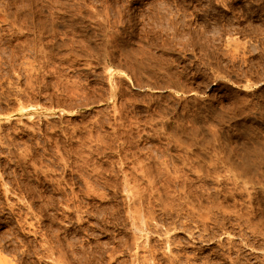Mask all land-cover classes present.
<instances>
[{
	"label": "rangeland",
	"instance_id": "rangeland-1",
	"mask_svg": "<svg viewBox=\"0 0 264 264\" xmlns=\"http://www.w3.org/2000/svg\"><path fill=\"white\" fill-rule=\"evenodd\" d=\"M263 246L264 0H0V264Z\"/></svg>",
	"mask_w": 264,
	"mask_h": 264
},
{
	"label": "bare ground",
	"instance_id": "bare-ground-1",
	"mask_svg": "<svg viewBox=\"0 0 264 264\" xmlns=\"http://www.w3.org/2000/svg\"><path fill=\"white\" fill-rule=\"evenodd\" d=\"M131 183V182H130ZM135 188V187H134ZM188 188V187H187ZM134 190V189H133ZM132 190V191H133ZM189 191V190H188ZM136 193H137V190H136ZM134 194V193H133ZM138 194V193H137ZM167 194H168V192H167ZM140 196V195H139ZM191 196V195H190ZM173 198V197H172ZM183 203V202H182ZM179 206V205H178ZM151 207H152V205H151ZM171 208V207H170ZM140 212V211H139ZM154 213V212H153ZM137 215V214H136ZM160 218V217H159ZM137 220V219H136ZM138 220H139V218H138ZM141 220V219H140ZM252 220V219H251ZM206 221V220H205ZM204 221V222H205ZM134 222V221H133ZM149 223V222H148ZM155 225V224H154ZM259 226V225H258ZM153 228V227H152ZM151 229V228H150ZM161 229V228H160ZM263 229V228H262ZM185 230V229H184ZM257 230V229H256ZM260 230V229H259ZM156 231V230H155ZM146 232V231H145ZM152 232V231H151ZM157 232V231H156ZM191 232H192V230H191ZM253 232V231H252ZM255 232V231H254ZM253 232V233H254ZM155 233V232H154ZM165 233V232H164ZM156 234V233H155ZM241 234V233H240ZM152 235H154V234H152ZM164 236V235H163ZM263 237V236H262ZM198 239H200V238H198ZM206 239V238H205ZM254 239V238H253ZM176 241V240H175ZM198 241V240H197ZM165 242V241H164ZM205 242V241H204ZM253 242H255V241H253ZM252 242V243H253ZM141 243V242H140ZM155 244V243H154ZM169 244V243H168ZM172 244V243H171ZM179 244V243H178ZM220 245V244H219ZM258 245V244H257ZM261 245V244H260ZM168 246V245H167ZM175 246V245H174ZM200 246V245H199ZM142 247V246H141ZM156 247V246H155ZM264 247V246H263ZM144 248V247H143ZM149 248V247H148ZM253 248V247H252ZM145 249V248H144ZM147 249V248H146ZM145 249V250H146ZM180 249H182V248H180ZM232 249V248H231ZM235 249V248H234ZM260 249V248H259ZM264 249V248H263ZM148 250V249H147ZM256 251H257V249H256ZM200 252V251H199ZM228 252V251H227ZM241 252V251H240ZM151 253V252H150ZM164 253V252H163ZM237 253V252H236ZM264 253V252H263ZM165 254V253H164ZM184 254H185V252H184ZM175 256V255H174ZM180 256V255H179ZM189 256V255H188ZM146 257V256H145ZM177 257V256H176ZM149 258V257H148ZM157 258V257H156ZM167 258V257H166ZM191 258V257H190ZM145 259V258H144ZM189 259V258H188ZM231 259V258H230ZM238 259V258H237ZM173 261H174V259H172ZM176 260H177V258H176ZM185 261V260H184ZM207 261V260H206ZM263 261V260H262ZM146 262V261H145ZM175 262V261H174ZM177 262V261H176ZM6 263V262H5ZM173 263V262H172ZM191 263V262H190ZM252 263V262H251ZM7 264V263H6ZM150 264V263H149ZM178 264H179V262H178ZM192 264V263H191ZM204 264V263H203Z\"/></svg>",
	"mask_w": 264,
	"mask_h": 264
}]
</instances>
